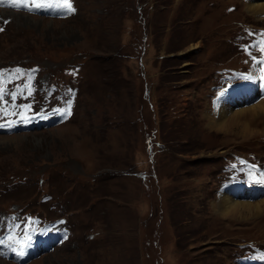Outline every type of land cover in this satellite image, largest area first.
I'll use <instances>...</instances> for the list:
<instances>
[{"label": "rangeland", "instance_id": "1", "mask_svg": "<svg viewBox=\"0 0 264 264\" xmlns=\"http://www.w3.org/2000/svg\"><path fill=\"white\" fill-rule=\"evenodd\" d=\"M247 2L0 8V238L64 231L23 262L0 248V264H264V213L212 215L225 189L264 196L239 188L264 184V116L216 106L238 85L226 97L239 105L264 99L238 75L257 78L264 55ZM226 120L235 136L208 127Z\"/></svg>", "mask_w": 264, "mask_h": 264}, {"label": "bare ground", "instance_id": "2", "mask_svg": "<svg viewBox=\"0 0 264 264\" xmlns=\"http://www.w3.org/2000/svg\"><path fill=\"white\" fill-rule=\"evenodd\" d=\"M246 9L249 13L253 15H262L264 14V0H248ZM3 11H9L11 12L9 15H13L15 17V21L20 22H28L29 18L18 17L15 16V11L13 10H6ZM8 15V14H7ZM29 15V14H28ZM251 75L254 74V70L250 71ZM218 101H217V111L220 112L219 115L226 117L228 114H232L237 111H245L250 110L251 112H254L259 115V117L264 116V99H260L256 102L250 103V104H244L239 105L240 102L237 99L232 98L231 100L229 97H226L223 95ZM238 105V106H237ZM230 121V122H229ZM233 123L232 120H226L222 123H210L208 124V127L212 130H216L218 132L223 133H229L233 134L234 136L236 133H234V130L236 126ZM263 123V120H262ZM197 127V126H196ZM244 131H246V127H243ZM198 132V131H197ZM264 132V129H263ZM241 138V137H240ZM230 189H225L224 193L220 196V206L224 207L222 211H219L215 204H213V216L216 217V224L224 221H232L235 219H244V214L248 211L250 213H258L257 218L261 217V215L264 213L263 207H264V196H260V198L257 197V200H242L240 198H235V194L230 192ZM241 193V192H240ZM243 194V193H241ZM241 196V195H240ZM253 201H258L257 204L253 205L251 204ZM212 204V203H211Z\"/></svg>", "mask_w": 264, "mask_h": 264}, {"label": "snow or ice", "instance_id": "3", "mask_svg": "<svg viewBox=\"0 0 264 264\" xmlns=\"http://www.w3.org/2000/svg\"><path fill=\"white\" fill-rule=\"evenodd\" d=\"M45 6L50 8L52 5L48 0H0V7H12L18 10L39 11ZM57 6H66L69 10H72L71 0H57ZM2 30L0 29V31ZM0 127H3V125H0ZM262 259H264V256H262Z\"/></svg>", "mask_w": 264, "mask_h": 264}]
</instances>
